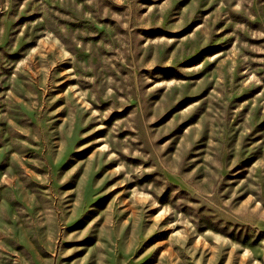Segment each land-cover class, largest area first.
<instances>
[{"label": "rangeland", "instance_id": "rangeland-1", "mask_svg": "<svg viewBox=\"0 0 264 264\" xmlns=\"http://www.w3.org/2000/svg\"><path fill=\"white\" fill-rule=\"evenodd\" d=\"M0 264H264V0H0Z\"/></svg>", "mask_w": 264, "mask_h": 264}]
</instances>
